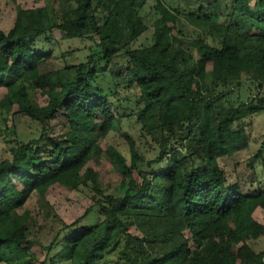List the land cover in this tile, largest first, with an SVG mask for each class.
<instances>
[{
  "label": "trees",
  "instance_id": "16d2710c",
  "mask_svg": "<svg viewBox=\"0 0 264 264\" xmlns=\"http://www.w3.org/2000/svg\"><path fill=\"white\" fill-rule=\"evenodd\" d=\"M37 1L43 6L17 7L12 28L0 29L2 124L23 118L36 129L27 140L13 126L1 134L10 158L0 162V264H103L110 254L121 264H264V250L249 245L264 237L252 217L264 209V182L244 191L219 165L248 149L244 120L264 112V0ZM180 21L195 38L181 39ZM148 28L151 45L130 48ZM54 31L95 51L50 70L52 54L36 42ZM105 71L107 92L95 86ZM246 86L256 94L243 100ZM129 89L139 105L122 116L112 99ZM56 117L64 122L51 126ZM122 118L157 147L153 159L124 135L126 154L101 147ZM100 158L121 175L120 195L105 192L89 166ZM254 162L264 169V142L250 169ZM54 186L85 194L90 206L61 223L38 260L32 232L55 217L44 201ZM32 198L36 213L26 209Z\"/></svg>",
  "mask_w": 264,
  "mask_h": 264
},
{
  "label": "rangeland",
  "instance_id": "374dc122",
  "mask_svg": "<svg viewBox=\"0 0 264 264\" xmlns=\"http://www.w3.org/2000/svg\"><path fill=\"white\" fill-rule=\"evenodd\" d=\"M168 2V0H166ZM175 3V0H171ZM153 1L151 0L147 7H151ZM43 6L42 1L37 0H0V29L7 33L13 26L15 20L16 8L21 9H33ZM142 13L146 23L150 26L152 22V14L148 8ZM180 28H182L181 39L184 41H190L195 38L191 32V28L185 26L184 22L180 21ZM184 25V27H183ZM37 49H42L43 52H50L52 59L49 62L48 69L60 70L65 66H77L80 63L85 62L86 57L93 50V43L88 41H81L78 39L62 41L58 32H53V38L48 43H42L37 41ZM44 45H42V44ZM152 43V29L148 28V31L140 36L130 48L139 49L147 47ZM95 51V50H93ZM95 86L104 92H107L110 86L109 74L105 71L99 75ZM4 90L0 89V100L4 95ZM256 92L251 87H243L239 91L241 99H245L250 96H255ZM261 95H264V91ZM138 92L136 89H129L127 91H120L115 99H112L114 108H119V114L122 116L132 113L139 104L137 103ZM33 102L38 105L44 106L45 99L39 95H33ZM64 122L60 118H55L51 122V126H57ZM5 127H14L17 136L21 139L27 140L36 135V129L28 121L23 118H10L4 124ZM4 125L0 116V162L8 160L10 158L6 149L5 141L1 134L4 130ZM245 132L248 137L249 147L247 150L242 151L231 158H223L219 160L220 167L226 173L227 181L231 183L238 182L241 184L244 191L252 190L254 181L264 182V169L258 162H254L253 169L248 167L249 159L254 156L261 144L264 142V112L258 115L251 116L244 120ZM235 128V126H234ZM55 134H59L58 130L54 131ZM129 137L137 147L138 152L146 160H151L157 153V147L151 140L142 136L139 125L135 122L134 118L120 120L119 133H111L102 143L101 147L105 149L107 146H113L119 149L123 154H126L127 147L124 140V136ZM91 167L96 169L101 178L99 182L102 184L105 192L113 195H120L118 186L121 182V175L118 174L114 168L104 158H100L96 164H91ZM132 179L137 183H140V179L135 172H132ZM128 181V179H127ZM122 193V192H121ZM44 201L52 208L55 217H50L42 227H37L33 230V238L37 244L32 248V253L38 260H42L45 254L44 248L48 246L51 238L55 232L61 228V223L70 225L77 219H79L85 210L89 208L90 201L86 195H82L75 192L67 191L66 189L58 186L51 187L45 194ZM26 209L36 213L38 206L35 202V198H32L26 207ZM253 219L264 226V209H257L253 215ZM250 247L255 252H261L264 250V237L249 242ZM121 264L118 262L115 254L108 255L105 258L103 264Z\"/></svg>",
  "mask_w": 264,
  "mask_h": 264
}]
</instances>
